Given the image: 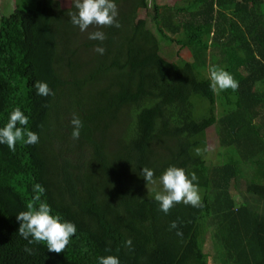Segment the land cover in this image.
I'll return each instance as SVG.
<instances>
[{
	"label": "trees",
	"instance_id": "obj_1",
	"mask_svg": "<svg viewBox=\"0 0 264 264\" xmlns=\"http://www.w3.org/2000/svg\"><path fill=\"white\" fill-rule=\"evenodd\" d=\"M129 4L117 6L119 28L81 32L61 0H12L0 23V128L19 107L39 136L14 152L0 145V264H98L109 255L120 264H208L207 232L221 264H264V0ZM150 9L152 25L142 17ZM97 30L103 42L88 39ZM171 44L190 59H172L163 51ZM233 49L243 57L239 87L214 94L205 69L231 63ZM37 81L55 95H36ZM73 114L83 123L78 140ZM210 126L220 150L208 164ZM170 166L195 172L202 207L159 210L154 196ZM144 167L156 184H146ZM34 184L51 215L76 225L60 254L18 235Z\"/></svg>",
	"mask_w": 264,
	"mask_h": 264
},
{
	"label": "clouds",
	"instance_id": "obj_2",
	"mask_svg": "<svg viewBox=\"0 0 264 264\" xmlns=\"http://www.w3.org/2000/svg\"><path fill=\"white\" fill-rule=\"evenodd\" d=\"M75 11L69 12L70 22L85 32L90 26L97 28L120 27L117 20L118 8L115 0H73ZM89 40L103 42L106 39L104 32L93 31L88 35ZM94 51L103 55L105 49L97 46ZM210 89L214 94L231 89L237 90L238 82L234 77L219 67L209 69ZM36 95L48 97L55 95L47 83L37 81L34 83ZM72 125L71 137L73 140L80 138V132L83 123L78 115L73 114L70 121ZM29 118L19 107L11 111L8 121L3 128H0V145H7L12 152L16 150L18 142L25 146L35 145L39 142V136L28 129ZM206 150V149H205ZM196 155L202 154V149H195ZM141 175L146 184H156L154 171L144 167ZM196 182V183H194ZM159 184L162 185V191L155 194L154 200L159 204V210L167 215L174 205L183 203L192 207H202L201 196L199 194L198 177L195 172L191 173V178L186 174L183 168L170 166L159 177ZM32 191L33 198L26 204V211H21L16 215L19 222L18 235L28 241V244L43 243L48 252L60 254L64 252L69 245L70 240L76 234V225L72 222L64 221L59 215H51V207L44 202L41 197L45 189L40 184H34ZM171 229H177L178 225L173 221ZM178 236L182 233L177 231ZM31 237V239H29ZM130 247L131 240L125 242ZM24 251L31 254V248L25 247ZM98 264H120L116 256L99 257Z\"/></svg>",
	"mask_w": 264,
	"mask_h": 264
},
{
	"label": "rangeland",
	"instance_id": "obj_3",
	"mask_svg": "<svg viewBox=\"0 0 264 264\" xmlns=\"http://www.w3.org/2000/svg\"><path fill=\"white\" fill-rule=\"evenodd\" d=\"M65 4H69L70 6L73 5V0H61ZM131 0H115V3L119 7L126 6V4H129ZM12 0H0V23H3L6 18V12L7 14L11 11L12 8H9V5H11ZM158 4H169V5H178L181 4L182 0H155ZM130 5V4H129ZM149 8H151V0H148ZM151 9L147 12V14H142V17H145L147 19L148 25H152L153 22H151ZM234 50V49H233ZM163 51L168 53L172 59L175 58L176 53H178L180 56H183L186 59H190V53L187 51V49H181L178 45L171 44L169 46H164ZM234 58L232 59L231 63L226 62L223 60V62L215 65L216 67L223 68L227 71L228 66H230V74L234 76L235 78L239 77L238 71L236 70L240 65H242V54L239 51L234 50ZM207 63L209 64L210 61L207 59ZM209 67L205 69V74H208ZM206 136V155L205 158L207 160L208 164L215 163L219 161L217 152L220 150L218 135L216 133V129L214 126H210L206 129L205 132ZM232 194H236L235 191L232 192ZM236 197V196H235ZM204 250L211 256L209 258L208 264H221L220 260L215 257L216 251L213 246V240L211 238V235L209 232L205 234L204 238Z\"/></svg>",
	"mask_w": 264,
	"mask_h": 264
}]
</instances>
